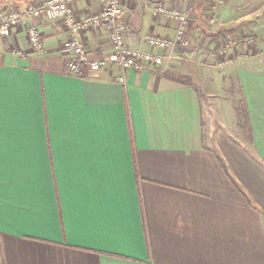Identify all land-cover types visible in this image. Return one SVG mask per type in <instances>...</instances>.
I'll use <instances>...</instances> for the list:
<instances>
[{"label":"crops","instance_id":"crops-1","mask_svg":"<svg viewBox=\"0 0 264 264\" xmlns=\"http://www.w3.org/2000/svg\"><path fill=\"white\" fill-rule=\"evenodd\" d=\"M157 1L121 0L131 45L174 34L150 13ZM166 1L192 8L198 39L202 0ZM216 17L211 33L256 44L205 80L187 64L195 52L178 49L161 68L122 70L102 29L78 38L107 64L80 74L67 70L60 20L32 22L44 54L23 29L0 32V264H264V0H223Z\"/></svg>","mask_w":264,"mask_h":264},{"label":"built area","instance_id":"built-area-1","mask_svg":"<svg viewBox=\"0 0 264 264\" xmlns=\"http://www.w3.org/2000/svg\"><path fill=\"white\" fill-rule=\"evenodd\" d=\"M82 0H31L24 7L10 5L0 2V32H9L12 29L21 28L25 31L26 40L32 52L44 54L45 48L40 33L32 23L36 20H60L66 29L68 36L62 46L70 53L67 62L69 72L80 74L85 67L88 71H99L107 64L105 57L91 58L86 46L78 38L79 33L89 29H102L109 33L113 45L114 59L122 70L142 71L147 68L160 67L167 58H174L178 54L181 58L183 52H187V58H192L195 50H189L191 40L189 38V23L192 19V11L187 7L178 6L173 1L158 0L150 7V13L155 17H163L165 21L172 23L174 34L172 36H161L147 33L144 40L151 47V50H144L128 43L127 33L129 27L124 21V9L121 0H99V9L91 14L77 17L74 14L73 6ZM134 3H146L148 0H129ZM220 1L223 0H213ZM173 2V3H172ZM206 3L209 21L214 24L216 21L217 6ZM209 9V10H208ZM208 19V18H207ZM228 43L223 47L209 50L211 57L219 53L220 64L225 67L235 62L243 61L248 53L238 50L242 46L246 50L252 44L250 37L235 36L233 39L228 35L225 37ZM154 49L169 51V54L157 52ZM177 52L172 54V51ZM171 52V53H170ZM236 52V53H234ZM223 57V58H222Z\"/></svg>","mask_w":264,"mask_h":264},{"label":"rangeland","instance_id":"rangeland-1","mask_svg":"<svg viewBox=\"0 0 264 264\" xmlns=\"http://www.w3.org/2000/svg\"><path fill=\"white\" fill-rule=\"evenodd\" d=\"M219 2L220 1L202 0V5H203L202 7L204 8L203 18H201L204 23H202L200 25L202 33H201V35L200 34L198 35V39H194V41H193V39L191 40L190 47L188 48V51L189 50H195V55H194L193 60H192L193 63L189 62L187 64L190 65L191 67H194L196 69V72H198L204 80L206 77H208V78L212 77L213 79H214V77H215V79L219 78L220 75H222V72L224 69V67L220 64L221 61L219 62V57H221V54L219 53L215 57L214 56L211 57L209 55L208 51L216 48V46H218V48L223 47L225 45V43H228L227 42L228 40H226L227 38H225V37L221 38L220 44L215 46V43H213L212 45L209 44L210 41L208 39V36L205 37L206 33L207 32L210 33V31H211L209 28H213L216 26V24H218L217 17L215 20L216 22L214 24H208L209 17H208V14H206L207 11L205 10V5H206V3H208L209 5H216L217 3L220 4ZM222 3H223V1H222ZM178 6H180V5H178ZM185 7H187L188 9H190L192 11V19L190 20L191 22L189 23V28L191 29L195 15L193 14L192 8H190L188 6H185ZM244 32H245L244 30H236L234 32L235 33L234 35L229 34L228 37L232 38V39L238 35L241 36L242 39H244V37H248V38L250 37V39L252 40V44L249 45L246 50H243L242 46H238V50L246 51L248 53V55H251V53L254 51L256 40L254 39L253 36L245 35L246 33L244 34ZM204 33H205V35H204ZM234 53H236V52H234ZM179 64H180V67L183 65L182 60ZM160 68H161V66H160ZM162 70H163V68H162ZM164 72L176 73V72L170 71V70H166ZM181 73H183V72H181ZM182 75H184V74H182ZM218 75H219V77H217ZM202 78H201V82H204V80ZM189 81H192L190 77H189ZM198 90L200 92L202 91L200 89V87L198 88ZM225 95L228 96L227 93Z\"/></svg>","mask_w":264,"mask_h":264},{"label":"trees","instance_id":"trees-1","mask_svg":"<svg viewBox=\"0 0 264 264\" xmlns=\"http://www.w3.org/2000/svg\"><path fill=\"white\" fill-rule=\"evenodd\" d=\"M236 30H234L233 28H225V29H222V30H219V31H214L213 33H209V32H205L206 35L205 36H208L210 37V39L212 41L215 42V46L220 44V40L221 38H224L226 37L227 35L231 34V35H234ZM204 33V34H205ZM216 48H218V46H216ZM163 75L167 78H169L170 80H174V81H177L179 83H183V84H190V81H189V77L186 76V75H182V74H179V73H169V72H164ZM219 160H220V163H223V160L218 157ZM224 169L226 170V173L228 174V176L230 177V179L232 180V182L234 184H236L234 182V180L232 179V177L229 175V173L227 172V168L224 166ZM237 186V184H236Z\"/></svg>","mask_w":264,"mask_h":264}]
</instances>
